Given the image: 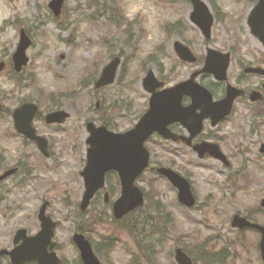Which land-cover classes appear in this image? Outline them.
Instances as JSON below:
<instances>
[{
	"label": "rangeland",
	"instance_id": "rangeland-1",
	"mask_svg": "<svg viewBox=\"0 0 264 264\" xmlns=\"http://www.w3.org/2000/svg\"><path fill=\"white\" fill-rule=\"evenodd\" d=\"M49 1L0 0V61L10 59L20 29H24L31 40L26 52L29 63L22 75L11 77L9 70L0 75L3 168L21 169L0 185V249L11 248L12 236L19 228H25L28 235L36 234L39 230L36 215L46 201L47 214L57 222L56 252L66 264H76L78 257L71 236L77 232L79 218L86 221L87 236L98 248L96 253L102 264H129L131 259L137 264H149L147 255L156 262L152 264H174V248L185 247L196 254L193 250L196 247H191L190 243L198 241L204 243L203 249L211 254L224 249L225 264H261L255 247L258 237L249 232L238 233L230 227L234 213L250 215L264 225V209L259 206L264 198V155L258 154L259 146L264 144V113L251 112L242 104L236 105L220 128L214 130L205 124V134L219 145L230 161L229 167L209 158L199 160L189 150L159 140L146 144L152 165L160 163L170 167L171 163L170 168L189 181L196 200L193 209L183 208L177 203L175 189L150 173L137 182L149 201L160 204L162 213L171 220L165 224L166 231L160 239L154 234L145 241L151 249L146 250L142 236L136 238L142 246L140 251L124 232L127 225L137 222V234L141 221L153 214L148 209L143 208L141 213L113 225L110 210H104L106 205L101 193L82 217L76 216L83 191L79 172L86 150L85 124L89 121L101 124L102 109L112 121L114 131L123 132L133 127L146 109L147 95L140 81L150 69L157 77L162 75L169 86L186 80L193 67L177 61L173 53L175 41L188 44L198 57L204 56L207 46L231 52L234 55L231 83H235L238 64L248 63L251 52L264 54L247 31L246 0H202L213 15L217 12L221 16L220 22L214 23L208 43L188 21L191 11L188 0H65L57 18L47 8ZM175 21L180 30L165 33V25ZM158 46L161 47L157 49ZM156 49L154 62L145 61ZM239 55L245 56L240 58ZM114 56L121 58L115 83L95 88L94 81L102 67ZM201 80V84L215 90L210 77ZM25 101L37 104L42 116L56 109L69 114V119L58 128L34 121L37 133L50 145L49 159L14 132L9 113ZM13 162L19 164L13 165ZM108 194L109 201L118 197L119 186L115 180H110ZM96 212L102 215V223L87 222L89 214ZM109 237L118 240L108 254L103 242ZM0 264L9 263L0 259Z\"/></svg>",
	"mask_w": 264,
	"mask_h": 264
},
{
	"label": "water",
	"instance_id": "water-1",
	"mask_svg": "<svg viewBox=\"0 0 264 264\" xmlns=\"http://www.w3.org/2000/svg\"><path fill=\"white\" fill-rule=\"evenodd\" d=\"M63 1L51 0L48 4V8L55 17L59 15ZM191 3L193 6L191 21L200 29L205 38H209L212 18L208 9L200 0H191ZM259 16H264V0H259L258 5L254 9L253 21L256 22ZM260 36L264 41V35L261 34ZM29 45V39L24 34V31L21 30L19 44L12 57L16 72H20L21 68L27 63L25 51ZM175 51L182 61H194V58L184 46L176 43ZM222 59L215 52L208 50L203 72L214 74L216 79L223 80L226 66L218 68ZM118 63L119 59L116 58L104 68L100 79L96 83V88L113 82ZM3 69L4 64L0 63V72ZM198 74H193L189 81L181 83L174 88L156 93V88L161 87L162 84L155 80L152 72L148 73L146 78L143 79L142 85L144 90L151 94L149 109L134 129L124 134H114L108 132L104 127L96 128L92 123L87 124L86 129L89 137L86 144L89 148L86 155V165L81 172V177L84 181V193L79 206L81 211L87 209L95 193L104 187L105 174L111 171L117 173L121 186V195L112 206L114 218L119 220L135 208L140 207L142 205V195L133 184L148 164V154L143 148L145 140L154 132L165 139L178 140L168 132L167 126L174 122H180L189 131L190 138L179 139L189 144L191 138L200 132L201 123L204 119H210L212 126H214L229 114L232 101L239 93L231 89L227 92L224 100L212 103L210 94L193 82V79ZM183 96L191 98V105L187 108L181 106ZM196 110H199L200 114L196 115ZM36 113L37 107L33 104L22 105L12 114L14 127L19 134L28 140L35 141L39 150L47 156L46 140L37 137L31 125ZM67 117L68 115L63 111H58L48 114L45 117V122L46 124H61ZM194 151L198 153L200 158L208 154L226 164L225 158L215 145L204 143L194 147ZM158 172L178 189V201L182 205L193 206L194 199L186 181L167 169H160ZM10 174L11 172L5 173L0 177V180ZM262 206H264V201ZM45 209L46 203L42 205L38 213L40 232L36 236L28 238L25 230L18 231L14 236L13 243L16 245L21 241V244L10 252L1 251L0 255H7L12 264L31 262L36 264H61L56 254L52 251L55 244L51 242V239L56 224L45 216ZM232 226L239 229L254 228L261 233L260 251L264 264V228L250 224L239 217L233 218ZM73 241L80 252L82 264H100L83 236L76 234L73 237ZM175 260L177 264H191L190 260L180 250L176 251Z\"/></svg>",
	"mask_w": 264,
	"mask_h": 264
},
{
	"label": "trees",
	"instance_id": "trees-1",
	"mask_svg": "<svg viewBox=\"0 0 264 264\" xmlns=\"http://www.w3.org/2000/svg\"><path fill=\"white\" fill-rule=\"evenodd\" d=\"M102 121H103V124H105L107 127H110L111 128V125H110V122L109 121H108V123H106L107 121H104L103 119H102ZM150 207H151V210H153L155 214L145 216V218L143 219V221H141V228H139V233H137V234L135 233V230L137 229V226H136L137 225V222L134 224L135 226L134 225H132V226L127 225V227L125 228V231L128 233V235L132 236L133 238H137L138 237L139 239H141V237L144 236V238L142 237V242H144L145 244L147 243L145 241L148 240V238L150 237V235H152L151 236V238H152L154 236V234H156V235H162L163 232L165 231V225L163 223H158L157 225L156 224L154 225V221L157 220L156 217H155V215H157V213L160 210L159 206L153 204L152 206L149 205V208ZM104 210L106 211V210H108V208L105 206ZM138 212L141 213V210H138ZM76 216L82 217L83 214H81V213H79V212L76 211ZM162 218H164V216ZM79 219H80L79 221L81 222V224H79L80 222L77 223V224H79L76 227L77 230L79 232H81V233L87 232V230H88L89 227H87L86 221H81L84 218H79ZM87 220H88L87 222L91 221V222H93V224H95L96 221H98V222L101 223L102 220H103V217H102V215L99 212L98 213L96 212L95 214H91L90 213ZM90 224L91 223H89L88 226ZM166 224L168 225L167 222H166ZM146 230H148V231H146ZM110 245H111V243H107V242L105 243L104 246H105V248H107L106 249V252L109 250V246ZM141 247H142L141 244L138 243L139 250H141ZM145 248H146V250H148V249H151V246L146 244L145 245ZM96 250H98V248ZM148 258H149V261H150V257H148Z\"/></svg>",
	"mask_w": 264,
	"mask_h": 264
},
{
	"label": "flooded vegetation",
	"instance_id": "flooded-vegetation-1",
	"mask_svg": "<svg viewBox=\"0 0 264 264\" xmlns=\"http://www.w3.org/2000/svg\"><path fill=\"white\" fill-rule=\"evenodd\" d=\"M253 5H251L247 10V16L249 15ZM254 41L257 43L258 46H260L261 49L264 51V47L260 44V42L252 37ZM253 67V68H260L264 70V54L258 55L256 54V59H252V62L246 64V67ZM244 69V68H243ZM236 86L242 87L244 91L246 92V102L251 107H255L256 109H264V77L258 76V75H238V78L236 80ZM252 92H256L260 95V101L256 103H251L247 96Z\"/></svg>",
	"mask_w": 264,
	"mask_h": 264
}]
</instances>
